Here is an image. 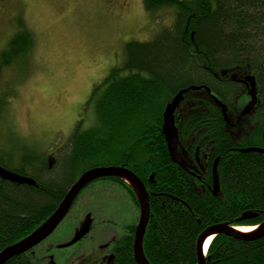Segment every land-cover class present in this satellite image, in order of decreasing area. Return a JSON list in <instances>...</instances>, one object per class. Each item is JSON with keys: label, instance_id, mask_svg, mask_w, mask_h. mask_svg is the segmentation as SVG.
Masks as SVG:
<instances>
[{"label": "trees", "instance_id": "16d2710c", "mask_svg": "<svg viewBox=\"0 0 264 264\" xmlns=\"http://www.w3.org/2000/svg\"><path fill=\"white\" fill-rule=\"evenodd\" d=\"M143 2L150 16L173 9V24L151 42L125 45L122 65L110 71L104 88L93 99L91 128L72 135L53 165L28 150H12L7 144L0 149V168L36 182L35 186L15 185L0 178V253L35 233L57 211L72 185L92 168H127L144 184L150 219L143 248L150 264H198L197 243L207 228L264 223V155L242 152L264 150V121L237 141L210 96L202 90L190 92L185 104H191L193 111L176 122V127L180 142L203 139L212 150L201 182L171 160L162 132L167 105L191 86L207 87L229 110L235 109L243 94L242 87L231 79L235 72L253 74L259 101L255 109L264 112V0ZM17 24L21 31L0 53V79L4 70L26 60L34 47L31 33L21 20ZM7 96L0 91V120L8 106ZM217 159L220 194L215 196L211 189ZM110 186L118 191L114 205L120 207V193L131 198L138 222L137 195L116 177L90 184L72 208L93 189L105 197L103 190ZM101 196L92 197L108 209L105 199L98 200ZM249 215L254 218L240 221ZM117 224L125 236L131 235L119 246L122 264H137L133 249L136 224L127 226L120 217ZM49 242L51 238L6 264H49L53 251ZM207 256L206 264H264V237L243 240L220 235Z\"/></svg>", "mask_w": 264, "mask_h": 264}, {"label": "rangeland", "instance_id": "374dc122", "mask_svg": "<svg viewBox=\"0 0 264 264\" xmlns=\"http://www.w3.org/2000/svg\"><path fill=\"white\" fill-rule=\"evenodd\" d=\"M3 2L7 5V12L0 13V53L6 49L11 38L21 31L18 20L33 36L34 47L26 60L14 63L1 75L0 91L8 95L5 98L8 106L0 120V149L7 144L12 150H28L32 155L48 157L50 162L53 153L65 147L69 129L76 122H79V128H91L95 121H92L95 118L94 109L93 103L85 106L88 103L86 96L99 86V81L108 77L112 69L122 65L125 45L130 41L151 42L162 29L172 26L175 19L173 9H164L150 16L144 9L143 0ZM14 12L19 14L18 17L11 15ZM239 74L240 80L248 76L243 72L232 75L236 77ZM237 102V108L229 116L233 124L230 133L238 141L251 135L262 124L264 112L255 109L236 124L242 110L248 105L244 97ZM192 111L184 101L175 115L178 122ZM199 191L204 193L203 187ZM103 192L108 209L103 202L94 200L96 193L101 196L100 190L97 192L93 189L85 195L90 197L87 201L93 213L105 219L113 217L116 224L117 217L124 218L127 226L137 224L138 213L127 194L120 193L121 204L118 207L112 203L116 198L119 200L116 195L118 191L110 186L104 188ZM103 198L101 196V201H105ZM83 209L82 205L72 208L51 241H59L58 244L69 241ZM116 229H119L118 224ZM106 237L108 235L101 233L100 239L104 242L107 241ZM73 249L59 252L71 254ZM89 257L56 263L84 264Z\"/></svg>", "mask_w": 264, "mask_h": 264}, {"label": "water", "instance_id": "95a60500", "mask_svg": "<svg viewBox=\"0 0 264 264\" xmlns=\"http://www.w3.org/2000/svg\"><path fill=\"white\" fill-rule=\"evenodd\" d=\"M227 72H225L223 75H226ZM235 79V77L233 78ZM247 82L249 83V97H250V103L242 110L241 116L237 119L236 124H239L243 118L246 116H249L253 110L257 107L259 101H258V91H257V80L252 75L246 77ZM200 90H205L208 96H210V99L212 102H214L221 110L222 114L225 117V120L228 125L232 128L231 119L228 114L229 108L226 104L219 101L217 97H215L211 90L207 87H189L187 90H182L179 93H177L176 97L167 105V108L163 114L164 122L162 126V132L164 138H166L167 147L170 152L171 160L173 162L180 166L184 170H188L191 172L190 167L191 165L187 161V153L185 150L180 148V138H179V130L176 127V113L177 110L181 107V104L184 102L186 96L190 92H198ZM244 152L247 153H260L264 155V150L260 148L255 149H246ZM218 162L215 163L213 169H214V184H213V194L215 196H218L220 194L219 190V179H218V169H217ZM202 168V167H201ZM192 174V173H191ZM119 178L123 180L125 183H128L126 179L134 183L136 186H138L139 194L140 196L134 191V193L137 195V198L139 200L140 205V219L138 222V225L136 226V233H135V242L133 245L134 249V259L137 264H150L148 259H146L144 254V235L148 228V223L150 219V204H149V196L146 193V189L144 184L140 181L137 175H135L133 172L128 170L127 168L123 167H103V168H92L91 170H88L82 174V176L72 185L69 192L66 194L65 199L61 202V205L57 208V211H55L51 217L47 219L46 222H44L41 227L36 230L35 233L30 235V237L26 238L25 240L21 241L20 244L10 246L9 248L3 250L0 253V264H6L9 262V260L18 257L23 254H27L28 252H31V250L41 246L44 241L52 237V235L57 231V229L62 225L65 218L69 215V213L72 210V206L78 199V196L83 192L85 188H87L90 184H92L95 181L102 180L104 178ZM0 178L3 181H8L15 185H29V186H35L36 182L30 178V177H23L19 174H15L11 171H8L6 169L0 168ZM130 184V183H129ZM131 185V184H130ZM132 187V185H131ZM133 188V187H132ZM134 190V189H133ZM254 218V216H247L242 218L240 221H247L248 219ZM240 228H247V227H253V226H237ZM237 227L229 226L228 224H219L212 227L207 228L202 236L199 238L197 246V254L199 256L198 264H206L207 260V253L204 254V248H205V242L206 240L214 236V240L216 237L220 235L229 236L235 239H243V240H256L260 237H264V223L261 225H258L256 227H259L260 229L256 234H242L239 232H236L235 229ZM85 231L82 232L79 236L75 237L72 242L65 244L64 247H72L78 242L81 241V239L85 236ZM213 240V241H214Z\"/></svg>", "mask_w": 264, "mask_h": 264}, {"label": "flooded vegetation", "instance_id": "af4514ba", "mask_svg": "<svg viewBox=\"0 0 264 264\" xmlns=\"http://www.w3.org/2000/svg\"><path fill=\"white\" fill-rule=\"evenodd\" d=\"M6 10H7V5L5 4V2H3V0H0V13L5 14L7 12ZM11 15H17L16 17H18L19 14H17V12H14ZM246 77L247 76H244L240 80L239 75H238L235 77V79H232V77H231V79H232V81L236 82L238 85H240L242 87L243 94H242L241 98L244 97L247 104H249L250 103L249 83L247 82ZM108 78H109V75L104 80L99 81L98 82L99 86L97 85L96 87H94V89L91 92H89V95L86 96V99H85L86 102H88V103L85 106L90 105V103H93V99L95 98V96L98 95L97 91L104 88V82ZM203 87H205V86H203ZM202 91L205 92V90H202ZM238 99H237V101H238ZM237 101H236L235 109L238 106ZM188 106H189V109H192L191 104L187 103V107ZM235 109H230L229 112L233 113ZM92 121H93V119H92ZM181 121H182V119H181ZM176 122L179 123L177 118H176ZM87 124L89 125V123H87ZM92 125H93V123H92ZM86 130H89V129L79 128V122H76L74 124V127H71L69 129V134L66 137L67 142L69 141V138L72 135L74 136L75 134L80 133V131L82 132V131H86ZM67 142L65 141L64 146L67 144ZM180 143H181L180 148L185 150L187 153V161L191 165V167H190L191 172L190 173H192V176L198 178V180L201 182L202 181L201 176L205 170V164L210 163L212 150H210V148L204 144L203 139L200 140L199 142H197L196 139H193V140L189 139L188 141L183 140V142H180ZM195 148H196V150H195ZM61 150L62 149L59 148L58 150H56L53 153L54 157H52V161H51L52 165L59 158V154L61 153ZM47 161L49 164L50 161H49L48 157H47ZM214 162L215 163L218 162V164H219V159L215 160ZM215 163H214V165H215ZM214 165H213V167H214ZM213 177H214V169H213ZM95 182H97V181H95ZM212 190L213 189H211V191ZM85 195L86 194H83V197L79 200V202L76 205V207L78 205L79 206L82 205V207L84 209L81 213V216L79 217L80 219L78 220V223L76 224L75 229H73V230H75L73 236H70L69 241L68 240L64 241L63 244H58L59 241H57L58 242L57 243L53 240L47 244L48 248H53V251L48 256V259H49L48 263L49 264H57L56 263L57 261H59L61 263H64V262L69 263L72 260L75 261L76 259H78L80 257L83 259L85 256L87 257L88 255H90L91 257H89L90 259L88 260V261H90V263L88 261H86L87 264H122L123 261L121 260V258L119 256L122 248H119V246H120V244L123 243L124 239L128 240L131 237V235L125 236L124 229H120V228L116 229L117 224L115 223V221H114L115 219L113 217H109V218L106 217V219H105V217H102L101 215L97 214L96 212L93 213L91 210L92 207L90 209V205H88L90 202L87 201V200H90V197L85 196ZM79 196H78V198H79ZM77 200H76V202H77ZM98 200H102V199L100 198ZM138 222H139V220H138ZM138 222L135 225V227L138 225ZM57 231H58V229H57ZM84 231L86 232L85 236L81 239L80 242H78L77 244H75L72 247H67V248L64 247L65 244L72 242L75 237L79 236ZM101 233L103 236H104V234L108 235V238L106 237L107 241L104 242L102 239H100ZM135 233H136V230H135ZM134 237H135V234H134L133 238ZM49 239H47L46 241H48ZM46 241H44V243ZM134 242H135V238H134ZM133 245H134V243H133ZM72 248H74V249L72 250L71 254H65V253L63 254L62 252H59V251H63V250L68 251L69 249H72ZM86 262L84 264H86Z\"/></svg>", "mask_w": 264, "mask_h": 264}, {"label": "bare ground", "instance_id": "6f19581e", "mask_svg": "<svg viewBox=\"0 0 264 264\" xmlns=\"http://www.w3.org/2000/svg\"><path fill=\"white\" fill-rule=\"evenodd\" d=\"M227 75V74H226ZM128 183H130L134 189V191L140 196L138 186H136L134 183L126 179ZM231 190V189H230ZM148 194V193H147ZM260 228L259 227H247V228H240L237 227L235 229L236 232L248 235V234H256ZM214 240V236L209 237L205 242V248H204V254H206L209 251V248L211 246V243ZM208 254V253H207ZM207 256V255H206ZM208 257V256H207Z\"/></svg>", "mask_w": 264, "mask_h": 264}]
</instances>
